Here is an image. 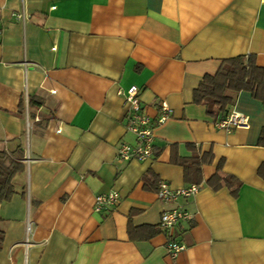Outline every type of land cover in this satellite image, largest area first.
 <instances>
[{
  "label": "crops",
  "instance_id": "obj_1",
  "mask_svg": "<svg viewBox=\"0 0 264 264\" xmlns=\"http://www.w3.org/2000/svg\"><path fill=\"white\" fill-rule=\"evenodd\" d=\"M0 30V149L25 165L0 201V264H264V103L243 90L214 116L193 100L225 58L264 67V0H0ZM133 85L153 119L172 110L145 161L118 156L137 141L119 93ZM232 110L249 125L219 128ZM191 145L214 157L201 188L165 202L159 182L190 185ZM217 173L235 180L215 188ZM112 190L118 205L96 212ZM176 207L193 218L172 237L161 219ZM130 225L159 232L133 239ZM172 239L186 246L175 257Z\"/></svg>",
  "mask_w": 264,
  "mask_h": 264
},
{
  "label": "trees",
  "instance_id": "obj_2",
  "mask_svg": "<svg viewBox=\"0 0 264 264\" xmlns=\"http://www.w3.org/2000/svg\"><path fill=\"white\" fill-rule=\"evenodd\" d=\"M254 54L239 55L225 58L215 74H206L200 85L194 91V103L202 104L206 107L209 115H216L220 112L226 113L235 103L238 94L247 90L254 97L264 103V67L259 66ZM34 99L30 100V105L35 104ZM194 152L191 156L183 157L179 162L185 168V179L189 184H199L202 176V165L212 162L211 152L199 153L196 146L191 145ZM23 152L19 147L16 151L10 152L0 149V201L9 200L17 192L14 187V178L18 172L25 168ZM196 181H193V180ZM233 176H222L220 173L210 178V183L215 188L223 184L233 183ZM160 185V182H159ZM159 185L157 190H159ZM130 234L133 239L151 237L159 232L153 226L134 227L130 225ZM148 231V232H146ZM5 231L0 228V249L3 247Z\"/></svg>",
  "mask_w": 264,
  "mask_h": 264
},
{
  "label": "built area",
  "instance_id": "obj_3",
  "mask_svg": "<svg viewBox=\"0 0 264 264\" xmlns=\"http://www.w3.org/2000/svg\"><path fill=\"white\" fill-rule=\"evenodd\" d=\"M16 16L20 20H25L26 18L23 13H18ZM119 93L124 96V103L127 107V129L133 132L137 137L135 145L122 143L119 146V158L123 161H145L154 157V153L156 152L154 141L155 127L164 123L169 118L170 112H172L169 103L166 101L161 102V113H159L160 115L156 119H153L143 108L141 102V89L139 86L133 85L128 87L126 91L120 90ZM248 123V115L232 110L216 125H218L219 128L231 131L238 127H246L249 125ZM200 188L201 185L199 184H190L176 189L171 187L167 181H162L160 182L157 194L161 200L172 202L176 201L179 197H193L198 193ZM120 194L119 191L112 190L106 192V194L101 193L96 195L93 209L96 212H102L106 209L115 207L121 199ZM192 218L193 214L189 210L183 207H176L165 210L161 220L162 226L172 233L178 224L186 220L189 221ZM28 231H31L30 223L28 224ZM172 237H174L173 233ZM166 247L174 257L186 248L183 242L174 239L170 240Z\"/></svg>",
  "mask_w": 264,
  "mask_h": 264
}]
</instances>
